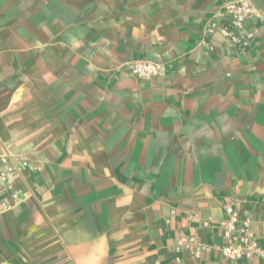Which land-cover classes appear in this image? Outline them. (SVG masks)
I'll list each match as a JSON object with an SVG mask.
<instances>
[{
  "label": "crops",
  "instance_id": "obj_1",
  "mask_svg": "<svg viewBox=\"0 0 264 264\" xmlns=\"http://www.w3.org/2000/svg\"><path fill=\"white\" fill-rule=\"evenodd\" d=\"M225 1L0 0V156L27 162L0 196V264H192L176 240L221 242L203 221L226 204L264 242V20L249 51L210 50Z\"/></svg>",
  "mask_w": 264,
  "mask_h": 264
},
{
  "label": "built area",
  "instance_id": "obj_2",
  "mask_svg": "<svg viewBox=\"0 0 264 264\" xmlns=\"http://www.w3.org/2000/svg\"><path fill=\"white\" fill-rule=\"evenodd\" d=\"M263 20L254 3L247 0H226L217 11L206 18L202 32L203 43L213 50L212 38L220 35L228 42L230 48L242 52L249 51L258 38ZM131 71L135 76L146 80L161 74L159 64L154 61L136 60L131 65ZM26 165L27 162L22 160L21 166L17 167L11 162L8 154L0 156V196L13 188V173ZM225 211L226 217L217 224L213 223L211 218L203 221V227L206 229L220 228L222 241L210 243L202 241L195 234L181 235L174 245L176 262H182L181 253L192 256V264H201L204 257L213 252H218L232 261L264 259V242L253 232V220L248 216L242 218L240 212L231 204L225 205ZM188 218L197 219L198 213L191 212Z\"/></svg>",
  "mask_w": 264,
  "mask_h": 264
}]
</instances>
